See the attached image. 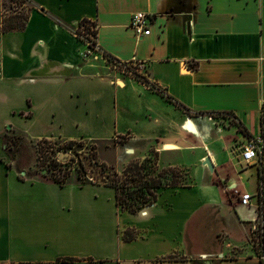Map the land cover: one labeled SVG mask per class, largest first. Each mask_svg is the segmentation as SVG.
Wrapping results in <instances>:
<instances>
[{"label": "crops", "instance_id": "obj_1", "mask_svg": "<svg viewBox=\"0 0 264 264\" xmlns=\"http://www.w3.org/2000/svg\"><path fill=\"white\" fill-rule=\"evenodd\" d=\"M29 2L21 28L3 26L18 7L0 6V264H264L260 166L239 156L264 140V0ZM137 10L151 15L139 36ZM83 18L99 47L87 54ZM132 59L144 79L111 62ZM12 133L90 142L116 169L154 155L190 180L131 213L107 183L18 171Z\"/></svg>", "mask_w": 264, "mask_h": 264}, {"label": "rangeland", "instance_id": "obj_2", "mask_svg": "<svg viewBox=\"0 0 264 264\" xmlns=\"http://www.w3.org/2000/svg\"><path fill=\"white\" fill-rule=\"evenodd\" d=\"M21 2L22 0H0V6L3 9L7 8L10 11L16 10V7H18V13L22 14L26 12L27 7L26 5L21 6ZM12 141L14 140L10 139L9 142L12 143ZM41 144L42 145L40 147L36 144L29 145L24 141H19L18 148L13 151V153H9L10 157L14 160V166L18 171L21 169L26 170L27 173L36 171V173H38V176L56 182L55 180H59V172L55 171L57 167L55 159L57 152L63 150L65 152H68L72 156L70 160H65L67 161V164L63 166V168L66 169L65 176H67V179L75 175L78 178H81V180H87L85 175V172L87 173V169H85V167L82 165L80 157L81 155H84L89 157L91 159V162L96 167H98L106 176L119 180L122 185L126 180V177L123 175L125 167L129 163L134 162V160L129 161L122 169L118 168L119 170L115 168V164L106 165L100 161L95 144H91L90 142H76L71 147L67 144V142L59 141H45L44 143L41 142ZM152 159H154V155H152ZM241 166L243 170L255 174L256 168L254 166H248L246 164H242ZM155 169L156 170L154 172H151L149 176H156L160 173L161 175H166L167 172V174H169V180L173 177L177 180L178 185L187 184L190 180V175L188 174V172L184 171V169L181 168H169L173 169V171L171 172L167 171L168 168L160 169L155 166ZM54 174L56 176H54ZM132 183L134 185H138L137 181H132ZM142 208H140L138 211H140Z\"/></svg>", "mask_w": 264, "mask_h": 264}, {"label": "trees", "instance_id": "obj_3", "mask_svg": "<svg viewBox=\"0 0 264 264\" xmlns=\"http://www.w3.org/2000/svg\"><path fill=\"white\" fill-rule=\"evenodd\" d=\"M32 6V4H29L28 9ZM28 9L25 13H15L12 16L10 15L9 18L4 21V28L23 27L28 17ZM79 24H82L85 31L94 37L95 28L91 26V21L89 19L83 18L79 21ZM92 42H95V38L92 39ZM10 139L14 141L10 143ZM19 141L23 142V137L15 133H12V135L10 134L9 136L5 137V146L8 154L10 152L13 153V151L18 148ZM75 143L76 142L73 141L67 142L70 147ZM81 163L85 167V169H87L82 159ZM155 166L156 157L154 156V159H152V155L147 156L140 161L129 163L123 171V175L126 177V180L122 185L119 180L107 176L108 181L106 183L114 189L116 203L123 210H127L131 213H136L143 206L149 205L156 200L158 190L160 188L165 186L178 185L177 180L173 177L169 180V174H167V172L166 175H161L160 173L156 176H149L151 172H154L156 170ZM167 171L171 172L173 171V169L168 168ZM86 174L87 173L85 172V175ZM259 180L262 181L261 210L264 215V163L259 167ZM55 181L58 183H63L59 182L58 180ZM132 181H137L138 185H134Z\"/></svg>", "mask_w": 264, "mask_h": 264}, {"label": "built area", "instance_id": "obj_4", "mask_svg": "<svg viewBox=\"0 0 264 264\" xmlns=\"http://www.w3.org/2000/svg\"><path fill=\"white\" fill-rule=\"evenodd\" d=\"M150 13L137 10L134 11L131 15L129 26L133 29L135 34L137 36L149 32V23H150ZM76 34L81 37L87 44V49L84 52V54L91 53L93 51L99 50L98 44L95 42H92V39L94 38L92 35H90L88 32L85 31L82 24H78L75 29ZM113 65L120 67L122 71L129 73L131 75L137 76L140 79H144L145 77V61L144 60H136L132 59L129 61H118V60H112L111 61ZM48 140H40L36 143L37 146L41 147V142L44 143ZM50 142V141H48ZM66 153L68 157L65 160H70L72 157L71 154L68 152H65L63 150H60L57 152L55 163L57 165L55 171H58V178L59 182H65L67 180V176H65L66 169L63 168L67 164V161L60 159V156ZM240 160L244 163H251L252 161L258 162L259 166H261L264 163V140L261 136H251L249 137L244 143L240 145V151H239ZM75 165V164H74ZM54 171V170H53ZM62 173V174H60ZM54 176H56L54 174ZM259 208L261 210V197H262V181L259 180ZM250 198L251 195L249 192H238V200L241 205H249L250 204ZM264 224V215L261 210V216H260V222L252 228V236L255 237L257 241L261 238V228Z\"/></svg>", "mask_w": 264, "mask_h": 264}, {"label": "water", "instance_id": "obj_5", "mask_svg": "<svg viewBox=\"0 0 264 264\" xmlns=\"http://www.w3.org/2000/svg\"><path fill=\"white\" fill-rule=\"evenodd\" d=\"M68 157L66 153H63L60 156V159L65 160ZM81 159L83 160L86 168H87V178L98 181L100 183H106L108 181V177L98 168L96 167L92 162L91 159L87 156L81 155ZM206 163L209 164V160H206Z\"/></svg>", "mask_w": 264, "mask_h": 264}]
</instances>
